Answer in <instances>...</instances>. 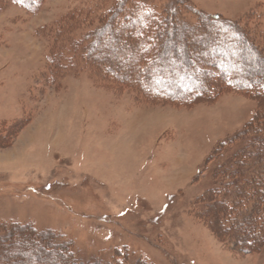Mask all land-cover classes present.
I'll use <instances>...</instances> for the list:
<instances>
[{"label": "rangeland", "instance_id": "1", "mask_svg": "<svg viewBox=\"0 0 264 264\" xmlns=\"http://www.w3.org/2000/svg\"><path fill=\"white\" fill-rule=\"evenodd\" d=\"M121 2L192 30L198 17H219L264 39V0H39L35 9L0 0V238L7 227L51 233L84 264L114 254L117 264H264V247L241 253L199 201L227 154L251 151L237 134L264 117L258 91L219 87L189 107L150 102L125 79L152 52L127 70L137 53L125 41L108 44L115 65L73 59L69 41L100 29Z\"/></svg>", "mask_w": 264, "mask_h": 264}, {"label": "trees", "instance_id": "2", "mask_svg": "<svg viewBox=\"0 0 264 264\" xmlns=\"http://www.w3.org/2000/svg\"><path fill=\"white\" fill-rule=\"evenodd\" d=\"M12 1L21 3L26 9H35L39 0L31 6L26 5L27 0ZM72 16L65 20L67 24L73 25ZM212 18L198 17L197 27L192 30L183 24L172 23L169 15L158 16L143 5L121 2L108 10L102 29L84 35L82 40L69 41L68 48L73 59L79 51L83 59L105 67L115 65L109 57L113 47L108 44L120 45L125 41L137 53L132 63L125 64L126 70L140 66L142 60L147 59L143 56L152 52L147 68L140 66L125 79L137 87L146 101L161 100V103L189 107L211 102L219 96L218 92L234 89L243 93L256 90V99L264 102V39L254 42L237 23ZM198 36L202 43L195 41ZM86 41H89L88 45ZM100 41H103L101 48ZM198 51L204 53L197 55ZM250 56L259 66L255 70L248 61ZM181 79L186 82H180ZM219 87L221 90H216L211 97L212 91ZM253 121L237 134L245 135L251 151L235 150L227 154L226 161L215 173L221 177L220 182L217 181L219 184L216 182L217 187L199 198L205 214L211 217V227L217 229L223 224L220 236H236L239 250L244 254L264 247V117ZM216 152L224 154V151ZM230 188L233 201L226 198V191ZM239 210L246 213L242 219H238L241 217L238 216ZM26 230L3 229L0 264H53V257L59 264H84L75 260L68 250V243H58L55 235H38ZM24 249H29L28 257L21 253ZM114 259L117 254L109 261L97 260L87 264H117Z\"/></svg>", "mask_w": 264, "mask_h": 264}]
</instances>
